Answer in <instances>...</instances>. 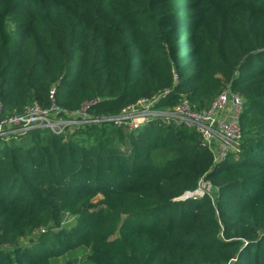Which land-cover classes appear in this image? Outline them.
<instances>
[{
	"label": "trees",
	"instance_id": "trees-1",
	"mask_svg": "<svg viewBox=\"0 0 264 264\" xmlns=\"http://www.w3.org/2000/svg\"><path fill=\"white\" fill-rule=\"evenodd\" d=\"M165 90L196 111L240 97V151L211 171L194 132L160 121L0 141V264L81 249L88 264H264V0H0L4 113L116 116ZM201 179L212 197L176 201Z\"/></svg>",
	"mask_w": 264,
	"mask_h": 264
},
{
	"label": "built area",
	"instance_id": "built-area-1",
	"mask_svg": "<svg viewBox=\"0 0 264 264\" xmlns=\"http://www.w3.org/2000/svg\"><path fill=\"white\" fill-rule=\"evenodd\" d=\"M53 94L54 90L50 91L52 101ZM168 96L169 91L165 90L122 108L116 116L99 118L87 114L86 109L89 110L90 104L84 105L76 113L61 115L54 105L50 109H43L37 103L27 106L21 113L6 114L0 103V141L8 142L18 134L35 129H48L55 135L66 134V127L70 125H77L76 128H79L88 124L109 123L128 132H135L149 127L154 121H160L165 127L184 128L194 132L201 139L202 147L212 157L211 171L230 155L240 151L242 138L240 97L226 90L215 98L208 108L196 111L184 97L180 98L175 106L170 107L167 103ZM61 117H66L67 120L59 121L58 118ZM213 193V187L201 179L196 190L184 193L176 201L201 199L205 195L212 197ZM43 231L44 229L40 228L34 235Z\"/></svg>",
	"mask_w": 264,
	"mask_h": 264
},
{
	"label": "rangeland",
	"instance_id": "rangeland-1",
	"mask_svg": "<svg viewBox=\"0 0 264 264\" xmlns=\"http://www.w3.org/2000/svg\"><path fill=\"white\" fill-rule=\"evenodd\" d=\"M87 114H89L88 110L86 109ZM59 121H66V117L58 118ZM71 122H73L71 120ZM77 125H70L68 128L66 127V131L68 133L73 132V130L77 129ZM66 133V132H65ZM122 147V146H120ZM123 148V147H122ZM100 199V197L96 198V202ZM75 224V219L70 216H65L63 218V227L70 228ZM39 237L38 234L28 236L27 238L20 241L21 246H30V244H33L36 242L37 238ZM87 254L88 249H81L76 252L68 253L62 257L54 258L51 260V264H88L87 262Z\"/></svg>",
	"mask_w": 264,
	"mask_h": 264
}]
</instances>
